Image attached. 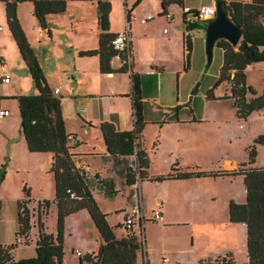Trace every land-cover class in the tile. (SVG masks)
Wrapping results in <instances>:
<instances>
[{
    "label": "rangeland",
    "instance_id": "rangeland-1",
    "mask_svg": "<svg viewBox=\"0 0 264 264\" xmlns=\"http://www.w3.org/2000/svg\"><path fill=\"white\" fill-rule=\"evenodd\" d=\"M125 2L127 0H111L112 9L121 12L124 16ZM190 2L198 8H201L203 4L212 3L211 0H190ZM32 6L29 0L21 1L18 7V17L28 42L42 65L45 76L49 79V81L47 80L49 85L62 84L64 86L61 109L66 129L79 139H87L88 145H83L85 148H102L105 143L100 129L85 127V120L87 121L86 117H90L93 121L100 119L102 113L100 105L103 101H99L100 97L94 96V94L101 91L102 87L105 91H109L115 79H100L99 67L96 66L94 71L92 65L93 62L100 64L99 57L79 58L75 52L76 49L73 47L74 43L77 45L92 43L94 47H98L97 2L69 0L68 7L64 12L50 16L56 22V24L51 23V20L49 22L52 29L51 37L48 29H43L39 21L32 15ZM0 8L3 10H0V18L6 24L4 4L0 3ZM33 22L36 23V27L33 26ZM124 24H126L125 17ZM7 31L11 35L8 27ZM42 31H44L43 35ZM201 39L200 46L199 44L196 46L190 69L183 73L181 78H175L173 86L174 103L181 105L182 116L194 115L209 120L215 119L214 116H220L224 119L220 124L232 128V131L235 130L239 146L246 142L249 147L257 135L264 133V109L251 113L246 119L238 120L233 114L230 101L210 100L206 97L207 90L218 79L222 51L216 46L213 60L210 66L206 67L205 31ZM21 58L24 64L22 70L12 63L15 67L5 71L10 75L17 76L20 87L25 89L27 94H37L38 90L27 74L28 69L22 56ZM260 66H264V64L250 68L247 72L249 81L262 91L264 71L259 69ZM79 67H83L89 72H76V68L79 69ZM3 69L0 61V91L9 89L10 85L4 78L1 79V75H4ZM74 72L77 74L75 76L76 82L71 75ZM116 85L117 89H125L127 83L125 86V81L117 79ZM128 89L130 93L131 85ZM224 91L225 86L222 85L216 89L215 93L217 95ZM0 104L11 111L10 116L0 117V167L2 164H6L5 179L0 183V199L2 201L0 241L13 239L15 242L20 236L16 235L18 228L17 203L22 199H27L25 187L30 191L29 208L32 225L38 224L39 202L48 201L50 203L48 213L45 212V207L40 208L42 218L46 231L56 234L57 206L55 203V179L51 171L52 154L29 151L26 140L20 132L21 118L16 99H0ZM111 104L112 110L118 107V109L126 110L130 116L131 102L129 98L125 97V94L112 96ZM152 106L148 105L149 117L159 114L163 118H167L177 114V110L174 108H162L163 110L157 111V108L160 107L154 102H152ZM86 107L88 108L85 109ZM153 109L156 112L151 111ZM156 127L154 125L148 126L146 134H144V142L150 140L156 129L160 131ZM251 134H255L252 139H250ZM256 147L258 164L264 165V144H257ZM163 150L161 148L157 151L156 156L160 158ZM212 152L205 150V153L200 157L197 164H193V167L198 165L204 170L217 168L223 157ZM185 153L186 161L188 163L193 161L192 158L195 156L192 155L194 154L190 151ZM178 161L180 162V160ZM93 163L98 164L99 162L94 159ZM128 165H135L134 156L115 162L112 167L115 168V172H112L115 183L120 184L124 179L123 172ZM179 166L183 167L182 164ZM92 178L94 179V176ZM121 183L124 184V182ZM94 184L97 185V182ZM144 186L146 193L145 217L147 220L145 239L147 253L150 257L155 259L173 257L174 264H199L201 258L205 257L206 259L210 256L216 258L231 252L234 254L237 264H246L248 260L247 225L245 223H233L229 219L230 201L242 203L246 198L242 176L233 179L205 177L161 183L149 182L145 183ZM99 187L102 188L103 186L100 184ZM96 193L99 199L104 202L98 190ZM139 193L140 197L141 195L143 197L142 190L139 189ZM160 197H167L171 202H174L172 203L174 208H179L177 219L184 221L183 223L164 225L163 222L154 219L153 211L155 208H151L153 207L152 202ZM106 198L110 200L108 206L114 208L125 204L127 210L132 211L133 206L129 201L126 189L121 188L117 194L109 195ZM180 200L184 201L179 203ZM133 201L135 202L134 199ZM181 204L182 207H180ZM124 214L125 212H120V216ZM67 219L68 225L64 237L65 264H76L78 256L73 249L80 239L78 233L82 232L83 235L90 236L91 223L89 221L86 223L77 214L69 215ZM143 219L145 220V218ZM17 244L20 246L23 243L17 242Z\"/></svg>",
    "mask_w": 264,
    "mask_h": 264
},
{
    "label": "trees",
    "instance_id": "trees-1",
    "mask_svg": "<svg viewBox=\"0 0 264 264\" xmlns=\"http://www.w3.org/2000/svg\"><path fill=\"white\" fill-rule=\"evenodd\" d=\"M5 2L6 19L9 29L17 43L28 71L31 75L37 94H20L10 96L17 99L21 118V133L31 152L51 153V171L55 179V203L57 206L56 234L46 231L42 218L41 207L46 213L50 208L48 201L39 202L38 230L36 254L16 260L10 249L16 246V241L10 245L0 244V264H64V237L67 216L81 210H88L102 243L97 252L86 253L80 257L81 264H139V258L144 247L143 227L135 229L132 224L111 225L107 213L103 212L93 194L94 182L91 173L84 166L77 164L79 155L71 143L75 134L66 129L62 115V96L55 95L46 80L44 69L30 46L18 17V4L23 0H3ZM33 13L43 28L48 29L47 15L62 13L67 9L69 0H31ZM98 3V21L102 31L97 48L82 50L80 55L100 58L102 73L127 72L130 69L131 100L134 125L131 129L119 130L112 121H102L99 125L108 153L119 162L123 158L134 156L135 165L126 166V183L132 185L139 176L147 177L150 158L143 144L144 129L147 124L144 112V97L139 73L132 70L133 61H129V52L113 47L112 40L118 34L110 31L111 0H96ZM140 0H137V5ZM225 11L235 20L243 32V37L234 46L226 39L217 42V47L223 50V61L219 76L212 87L206 92L208 99H231L237 117L246 119L254 111L264 108V90L258 93L248 84L246 68L257 62L264 61V0H220ZM166 6V0H163ZM130 13V11H129ZM128 13V16H129ZM187 29L205 28L207 22L199 20L186 22ZM193 45L189 35L186 37L185 69L190 67V53ZM119 55L124 63L119 68L111 64L113 57ZM221 84L228 85V91L217 96L215 91ZM181 105H176L178 110ZM257 144H264V133L257 135L248 148V161L233 170L205 171L181 170L178 162L167 174L152 176L149 179L161 181L165 179H180L201 176H244L246 201L239 203L230 201L229 219L233 223L247 225L248 260L246 264H264V166H254L257 159ZM104 157V154H103ZM6 164L0 167V183L5 179ZM94 179L100 178L96 173ZM102 180V179H101ZM101 183V182H100ZM27 199L18 201V230L16 235L28 236L32 229L29 208L30 191L25 187ZM119 190H105L107 195H115ZM2 201L0 199V217ZM161 210V209H160ZM127 216V215H126ZM135 217V215H134ZM143 220V218H142ZM123 228V233L118 231ZM200 264H237L232 254L202 259Z\"/></svg>",
    "mask_w": 264,
    "mask_h": 264
},
{
    "label": "crops",
    "instance_id": "crops-1",
    "mask_svg": "<svg viewBox=\"0 0 264 264\" xmlns=\"http://www.w3.org/2000/svg\"><path fill=\"white\" fill-rule=\"evenodd\" d=\"M29 1L32 3L31 0ZM78 1H83V0H78ZM86 1L93 2L96 0H86ZM211 1L213 3V0ZM244 1H250V0H244ZM136 2L137 0H131V1L127 0V2L124 3L125 6L124 16L121 12H117L116 10L112 9V3H111L110 31L114 33H119L126 30L127 28L129 29L131 36V47H130L131 53L129 54L131 59L129 58V61L131 60L133 61L132 70L136 71L140 75L143 97H144V112H145V119L147 120V124L145 126L143 134H146L149 125H154L155 127L157 126L156 128H159L160 130L157 131L156 129L155 133L153 134V136L150 138L149 141L145 140L144 142V137H143V144L150 158V166L148 168L147 177L142 178L139 176L138 173L137 182L132 185H128L126 183V177H125L126 172H123L124 179L121 182H124V184H122L121 182H120L121 185L115 183L114 175H113L114 173H112L115 172V168L114 169L112 168L115 162L114 159L111 157V155L108 153L105 144L103 145L102 148L94 147L93 149H87L83 146V145H88V143H86L87 139L85 138L79 139L76 137V135L71 139V143L76 146L75 151L79 154L76 157L77 164L79 166H84L85 169L88 170L92 176L97 173L98 176L100 177L97 178L96 181L94 179L92 180V182H97L98 185L97 186L94 184L93 194L100 208L103 210V212L107 213L108 215L107 219L110 222V224L111 225L124 224L126 215L128 213H133V215H135L134 219L136 222L135 229L138 228L139 230V228L143 227L142 230H143L144 247L142 254L139 258V264H163V258L155 259L150 257L147 253L146 239H145V226L147 221L145 217L146 193L144 189L145 187L144 184L149 182L161 183L164 181H181V180L197 179V178H205V177H216V178L223 177L227 179H233L237 176H242V178L244 179V176L241 174L233 175V176L219 175V176H201V177L180 178V179H165L161 181H154V180H150L149 178L152 176L167 174L168 172L171 171L172 167L177 162H178L177 167L181 170H197V169L204 170L202 167H199L198 165L193 167V164H197L200 157L205 153V150H209L210 152L213 151L212 152L213 154H216L219 157H223V160L220 163L221 165L219 164L217 168L205 170V171L212 172V171H220V170L237 169L243 163L248 161L249 147L246 142L241 143V145L239 146L238 136L235 130L233 129L232 131L231 130L232 128L230 129L229 127H224L222 124H220L222 121H224V119L221 118L220 116H214L215 119L212 120L204 119L202 117H196L194 115L182 116L181 114L182 108L180 107L177 110L176 116H169L167 118H163L159 114L156 115L154 114L153 117L151 116L149 117L148 105L153 107L152 102H154L156 105L160 107L157 108V111L163 110L162 108H166V109L174 108L176 105H179V104L175 105L174 103L173 86H174L175 78H179V77L181 78V75H183V73H185L187 70L190 69L191 64L193 62L196 46L198 44L200 46V42L202 40L201 38L205 31V28L201 27V28H195L193 30L187 29L186 22H188V19L192 15H194L195 12L199 10L198 7H194L191 4L190 0H166L165 7L163 6V0H140V2L137 5H135ZM0 3L4 4L5 7V2L3 0H0ZM212 3L203 4L202 6L211 5ZM97 7H98V3H97ZM0 10H2V8H0ZM55 14L58 13H51L47 15L48 24L50 20L51 23L56 24L54 18L52 19L50 18V16ZM32 15L36 18V16L33 13V9H32ZM148 16H152V17L148 19L146 22H142V19L147 18ZM124 17L126 20V24H124ZM5 18H6V10H5ZM97 23H98V32L100 38L102 28L98 21V12H97ZM33 26L36 27L35 22H33ZM0 27H1L0 61L4 68L3 69L4 75H1V79L3 80L5 75L11 76L10 81L7 82V84H10L9 89L0 91V99H6V98H12L10 96H16L27 93L24 91L25 89H22L20 87L19 79L17 78V76L12 74L10 75V73H6L5 71L6 69H10V68L13 69L15 67L14 64L17 65L18 69L22 70L24 68L23 66L24 64L17 43L12 35L11 30L9 29L7 19L5 24L4 20L0 18ZM7 27L14 41L11 35L9 34V32L7 31ZM50 30L51 33L49 32L48 33L49 36L51 37L52 36L51 26H50ZM43 33L44 31H42V35ZM187 35H189L191 38L193 48L190 53V67L189 69L186 70L185 62H186V54H187L186 51ZM73 47L74 49H76L75 52L78 54L79 58L98 56V55H93V56L80 55V51L82 50L97 48L94 47L92 43L87 45L84 44L77 45L74 43ZM221 51H222V60L221 63L219 64L220 67L223 61V50L221 49ZM123 63L124 60L119 55L113 57L111 61V64L114 68L121 67ZM261 63L264 64V61L253 63L246 68L247 82L248 84L252 85L258 93H261L264 90V86L261 89L262 91H260L254 85L253 82L249 81V76L247 71L248 69L254 68L257 65H262ZM92 65L94 71L96 70V66H98L100 69V64H98V62L97 63L93 62ZM259 69L264 71V66H260ZM130 70L127 72H113V73H102L100 71L99 74L100 79L102 78L115 79L113 81L114 84L111 85L112 87L111 89H109V91H105L103 89L104 87H102L101 91L94 94V96L100 97L99 101L100 100L101 102L103 101L102 105H100L102 108V113L100 115V119L97 121H93L90 117H86L87 121L85 120L86 123L85 127H92L94 129L99 130L100 123L102 121L108 120V121H112L119 130L133 128L134 117H133V109H132V100L130 97L131 91L129 93V89H128V87L131 85ZM27 72H28L27 74L31 78L29 71ZM76 72L85 73L89 71L87 69H84L83 67H79V69L76 68ZM71 75H72V79L76 82L75 76H77V74L74 72L71 73ZM118 77H123V78L119 79ZM117 79L119 81H125V86L127 83L125 89H119V88L117 89V85H116ZM46 80L49 81L47 77ZM106 83L109 84L108 82ZM222 85L225 86V91L221 94H217L218 96H221L228 91V85L221 84L220 86ZM50 87L53 90L55 88H60V92L57 95L62 96L64 89V86L62 84L50 85ZM31 89H33V87H31ZM117 94H125V97L130 99L131 102L130 116L126 110L118 109V107H116L114 110L111 109V105H112L111 97ZM213 100L230 101V103L232 104L233 114L235 118L241 120V118L237 117L235 113V108L233 107V102L231 99H213ZM87 108L88 107H86L85 109ZM0 109H6V107H4L3 104H0ZM151 111L156 112L154 109ZM254 135L255 134H251L250 139H252ZM101 136H102V132H101ZM161 148H163L164 150L159 158L156 156V153ZM186 151L187 152L190 151L191 153L194 154L192 156H195L194 158H192L193 161H189L190 163L186 161V153H185ZM94 159H97L99 163L98 164L93 163ZM178 160H180V162ZM172 161L174 162V164ZM180 164H182L183 167H180L179 166ZM254 166L262 167L264 165L258 164V161L256 159ZM100 184L103 186L102 188L99 187ZM96 186L98 187V189L96 188ZM107 188L114 190L115 189L120 190L121 188L126 189L128 193L129 201L130 203H132L133 206L132 211L127 210L125 204L114 208L108 206L109 205L108 202L110 200L106 198L107 196H109L105 193V190ZM139 189L142 190L143 197L142 195L140 197ZM97 190L99 191L101 198L104 199V202H102L97 196L96 193ZM133 199L135 200V202L133 201ZM183 201L184 200H180L179 203H182ZM152 203H153V207L151 208L161 209L164 216V220L161 222H163L164 225H176L178 223L184 222V221H180V219H177L179 208L178 207L174 208V206L172 205V203L174 202L173 201L171 202L167 197L156 198L155 200H153ZM180 207H182V204ZM120 212H125V214L120 216ZM73 214H77L78 216H80L82 220H84L86 223H88V221L89 223H91V231H90L91 235L85 236L83 235L82 232H79L78 235L80 239L78 240V244L76 245L75 249H73L74 251L79 250L81 252V255H78L76 252L78 256L76 264H80L81 256H83L86 253H92L98 251V249L101 246L102 239L88 210L84 209ZM142 218H145V220L144 219L142 220ZM67 225H68V219L66 218V228ZM36 228L37 231L35 232ZM123 231L124 229L120 228L118 233L121 234L123 233ZM38 234H39L38 227L37 225L35 226V224H33L29 235L27 237L24 236V241L22 242L23 244H21L20 246L17 244L15 247L10 249V253L12 257H14L16 260H19L22 258L34 256L36 254V240ZM26 239H28V241H26ZM12 243H14L13 239H9L2 242L0 241V244L2 245H10ZM230 254L234 256L233 253L230 252ZM202 259H205V257L201 258L200 261ZM174 262H175L174 258L171 257L167 264H174ZM64 264H65V257H64Z\"/></svg>",
    "mask_w": 264,
    "mask_h": 264
},
{
    "label": "water",
    "instance_id": "water-1",
    "mask_svg": "<svg viewBox=\"0 0 264 264\" xmlns=\"http://www.w3.org/2000/svg\"><path fill=\"white\" fill-rule=\"evenodd\" d=\"M205 32L206 67H209L213 60L214 50L219 40L226 39L234 46H238L243 37L242 29L225 11L220 0L216 3V15L207 22Z\"/></svg>",
    "mask_w": 264,
    "mask_h": 264
},
{
    "label": "built area",
    "instance_id": "built-area-1",
    "mask_svg": "<svg viewBox=\"0 0 264 264\" xmlns=\"http://www.w3.org/2000/svg\"><path fill=\"white\" fill-rule=\"evenodd\" d=\"M216 3L217 0H213V3L211 5H204L197 12H195L194 15H192L188 20L195 21L199 20L200 22H208L209 20L213 19L216 15ZM152 16H148L147 18H143L142 22H146L148 19H150ZM1 29V27H0ZM113 47L119 50H127L129 54L131 53L130 47H131V36L130 31L127 28L126 30L119 32L112 40ZM131 59V57H130ZM4 80L6 82L10 81V76L5 75ZM60 92V88H55L53 90V93L57 95ZM10 110L8 109H0V117H5L10 115ZM154 213V219L157 221H163L164 216L160 208H156L153 211ZM135 221L133 213H128L125 218V223L132 224ZM24 236L20 235L17 238L16 242H23ZM78 255H81V252L79 250L76 251ZM169 262L168 257H163V264H167Z\"/></svg>",
    "mask_w": 264,
    "mask_h": 264
}]
</instances>
